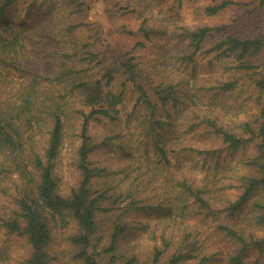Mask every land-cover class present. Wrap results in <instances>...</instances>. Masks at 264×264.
I'll list each match as a JSON object with an SVG mask.
<instances>
[{"label":"trees","instance_id":"1","mask_svg":"<svg viewBox=\"0 0 264 264\" xmlns=\"http://www.w3.org/2000/svg\"><path fill=\"white\" fill-rule=\"evenodd\" d=\"M16 1L0 0V18ZM25 1L43 6L41 21L0 19V204L8 203L0 205V226L26 238L25 264H210L220 259L259 264L264 255V0H212L203 13L229 18L181 26L178 42L163 49L162 61H142L133 53L153 37L167 36L169 24L156 9L160 0L133 1L130 11L152 8L160 26L140 11L137 31L143 40L135 39L129 48L114 41L101 20L88 17L87 0ZM199 56L207 61L198 64ZM176 60L188 69L173 65ZM243 91L257 110L225 120L223 104ZM126 95L132 102L124 120L134 121L146 138L136 165L144 179L136 183L127 174L115 180L118 170L91 158L109 142L97 140L91 127L108 130L121 120ZM187 133L207 144L219 140L230 153L253 152L228 184L219 186L204 176L197 179L195 165L171 160L169 151L177 148L186 156L205 154L217 164L220 146L195 147L183 138ZM68 138L78 178L64 190L58 164ZM150 140L161 176L152 168ZM100 179L108 186L96 188ZM145 180L153 190H143ZM229 188H235L232 195ZM133 208L151 209L157 216L153 223L131 224ZM134 229L154 240L145 258L139 237H128ZM215 236L226 243L225 252L212 247ZM253 250L258 256L250 261Z\"/></svg>","mask_w":264,"mask_h":264},{"label":"rangeland","instance_id":"2","mask_svg":"<svg viewBox=\"0 0 264 264\" xmlns=\"http://www.w3.org/2000/svg\"><path fill=\"white\" fill-rule=\"evenodd\" d=\"M134 0H117V6L115 5L116 0H108L107 2L104 0H87L86 4H88L89 8L87 10V14L89 18L101 20L104 24L105 32L108 30L111 33V38L114 41H118L123 47L129 48L132 46V42L135 39L143 40L140 33L137 31L140 25L141 18L138 16L139 12H144V15L148 17V22L155 26H160V20L156 19L155 21L152 18V8H146L144 6L138 7L136 6V11H130L131 6H134ZM148 1V0H147ZM154 4L155 0H151ZM212 0H160L159 4L156 6V9H159V14H162L166 20L168 25V34L167 36H156L153 37L152 40L146 41L145 46L141 48H136L133 53L138 56V59L142 61L152 60L155 57H158L155 60H159L162 58L163 49L170 48L174 46L178 41L177 35L179 31H181V26H189L193 27L199 24H203L206 22L212 21H223L226 18H229V14H223L217 17H208L203 13V7L210 3ZM144 3L146 1H143ZM150 2V0H149ZM150 2V3H152ZM106 5L112 12L113 21H110L109 13L110 11H105L104 6ZM129 4V5H128ZM129 6L128 11H124V9L120 8L121 6ZM37 3L30 4L25 0H18L7 10L4 12L1 20H11L13 22H27L32 18L38 19L41 21L44 17V13H42L43 6H38ZM41 8V9H39ZM111 12V13H112ZM232 14V13H231ZM230 14V16H231ZM231 18V17H230ZM255 19V17L253 18ZM123 29L129 30V35H127L126 31ZM166 44V45H165ZM170 59L171 56H168ZM207 61L206 57L199 56L198 64L205 63ZM170 63L163 64L164 67L169 66ZM175 66H178L180 69H188V66H184L183 64L179 65L177 60L172 63ZM219 68L220 64L215 68ZM225 75L228 76L227 73ZM248 91L240 92L236 94L233 92L228 96L225 104H223L224 109L223 112L225 120L228 119H237V118H247L251 113L257 110V106L253 102L251 98L248 96ZM125 107L121 110L122 118L117 123L112 126H109L108 130L104 128L102 125L94 124L91 127V131L97 135V140H109L108 143L100 145L91 155L93 161L97 165L107 166L109 170H118V175L115 176V180L117 178H122L124 174H127V179L129 181H134L135 183L140 179H144L140 175H138V164L137 160L141 159V154L145 149V134L144 130L140 127L134 126V121L132 123L125 121L126 111L130 109V105L132 99L130 96L126 95L125 99ZM181 108L179 109V111ZM238 116V117H237ZM181 118L177 120L179 122ZM131 133L133 136H130ZM166 135L168 134L165 131ZM118 135V136H116ZM185 140H188L189 143L198 148H217L220 146L219 152L215 154L217 155V164L211 158L205 156V154L196 153V151H191L188 156H186L184 151H178L179 149L174 148L173 151H169V154H172L171 160L174 162L176 160H184V162H189L194 166V170L196 171L197 179L202 178L203 176L207 178V180L211 183H215L219 186H226L229 182L230 175L235 171L239 170L242 167L241 160L245 159L247 155L253 152V149L247 148L246 150H237L234 153H230L226 146H223L219 140L211 141V144L204 143L202 139H199L195 133H187L182 134ZM130 138V139H129ZM126 142L130 143V146L126 144ZM124 145L127 149V153H123L119 146ZM180 144H178L179 146ZM72 142L71 139H66L63 145L60 163L58 164L59 172L61 173V188L67 189L70 186L74 185L77 180V172L75 171L72 164ZM153 146V141L150 140L148 144V153L153 159L152 168L154 172L161 176L159 171V163H155V155H153V151L151 149ZM212 146V147H211ZM175 147V146H173ZM128 154V155H126ZM153 155V156H152ZM134 180V178H136ZM154 179H159L157 175ZM121 179H118V181ZM125 183V180H122ZM115 182V181H114ZM96 188H102L104 186H108L107 183H104L102 179L98 181V183H94ZM110 184V183H108ZM143 190L145 192L153 190L155 185L148 184L145 180L144 183L141 182ZM227 191L232 195L235 191V188H229ZM109 201H107V204ZM2 206L8 205L7 201L4 200L0 204ZM157 214L155 211L151 209H132V212L129 215V219L131 224H139L140 222H151L153 223ZM202 228L211 229L212 225L200 224ZM129 238L139 237V244L141 246V258H145L149 256V252L152 248L154 240H151L148 236L147 232H144L140 229H134L132 233H129ZM213 240V246H219L221 251L225 252L226 243H224L223 239L215 236ZM29 254V245L27 244L26 238L24 236H18L16 234H7L4 231V228L0 226V264H25V258ZM258 256L257 251L253 250L247 256L250 261L254 260ZM259 264H264V255L258 258ZM226 264L223 259L211 261L210 264ZM71 264H82L80 261H73Z\"/></svg>","mask_w":264,"mask_h":264}]
</instances>
